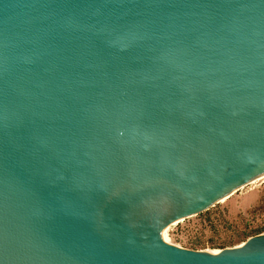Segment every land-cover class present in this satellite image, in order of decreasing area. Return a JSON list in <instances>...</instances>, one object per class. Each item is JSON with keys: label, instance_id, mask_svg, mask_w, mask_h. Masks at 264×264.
I'll list each match as a JSON object with an SVG mask.
<instances>
[{"label": "water", "instance_id": "obj_1", "mask_svg": "<svg viewBox=\"0 0 264 264\" xmlns=\"http://www.w3.org/2000/svg\"><path fill=\"white\" fill-rule=\"evenodd\" d=\"M264 171V0H0V264H264L161 238Z\"/></svg>", "mask_w": 264, "mask_h": 264}, {"label": "rangeland", "instance_id": "obj_2", "mask_svg": "<svg viewBox=\"0 0 264 264\" xmlns=\"http://www.w3.org/2000/svg\"><path fill=\"white\" fill-rule=\"evenodd\" d=\"M264 234V177L225 202L171 226L168 237L179 247L211 252L241 246Z\"/></svg>", "mask_w": 264, "mask_h": 264}, {"label": "bare ground", "instance_id": "obj_3", "mask_svg": "<svg viewBox=\"0 0 264 264\" xmlns=\"http://www.w3.org/2000/svg\"><path fill=\"white\" fill-rule=\"evenodd\" d=\"M263 177H264V171L262 172V174H260V176L253 178L251 182H249V183H247V184H244L243 186H241V187H239V188H236V189L233 190V191L227 192V193L224 195V197H223L218 203H220V202H225L228 198L232 197V196H233L235 193H237L239 190H242L243 188H245V187L248 186V185H251V184L256 183L257 181L263 179ZM183 220H184V219L176 220V221L172 222L171 224H168V225L166 226V231L163 232V233H161V238H162L164 241H166V242H168V243H171V242L169 241V237H168V232H169L171 226L174 225V224H177V223L179 224V222H181V221H183ZM244 244H245V243H244ZM244 244H242L241 246H243ZM238 247H239V246H238ZM220 251H221V250H213V251H211V252L217 254V253H219Z\"/></svg>", "mask_w": 264, "mask_h": 264}]
</instances>
